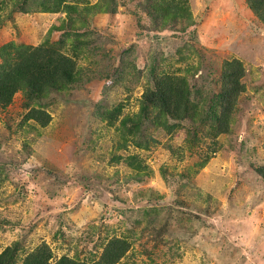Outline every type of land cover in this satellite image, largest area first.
I'll return each instance as SVG.
<instances>
[{
    "label": "rangeland",
    "instance_id": "rangeland-1",
    "mask_svg": "<svg viewBox=\"0 0 264 264\" xmlns=\"http://www.w3.org/2000/svg\"><path fill=\"white\" fill-rule=\"evenodd\" d=\"M38 1L20 12L0 0V70L20 45H46L78 75L43 98L46 125L26 118L39 105L23 91L0 106V252L14 245L20 263L45 243L53 263L92 262L117 237L128 248L115 264H264V23L247 1ZM64 5L89 7L86 22ZM235 59L228 132L208 135L197 115L171 132L146 122L137 144L120 126L167 75L182 78L195 116L207 111Z\"/></svg>",
    "mask_w": 264,
    "mask_h": 264
},
{
    "label": "trees",
    "instance_id": "trees-1",
    "mask_svg": "<svg viewBox=\"0 0 264 264\" xmlns=\"http://www.w3.org/2000/svg\"><path fill=\"white\" fill-rule=\"evenodd\" d=\"M59 1L40 0L37 5H40L44 10H52L59 7L61 0ZM175 1L163 0V7L169 8L171 4L177 6ZM178 1L182 2V0ZM246 1L249 8L264 23V0ZM20 3L22 5L18 4V11L27 12L32 9L30 0H20ZM27 4H29V8ZM95 6L99 7L100 4ZM64 7L65 10L67 8L77 11L75 15L80 22H86L85 14L89 13V7H85V9H76V6L69 5H64ZM16 54L14 61H9L6 58V67L3 66V69L0 70V106H6L15 92L23 91L30 101L33 100L39 105H33L26 118H31L42 126L46 125L50 120V115L41 107L43 98L50 93L69 89L73 85L78 75L76 62L68 54L58 52L46 45L32 47L20 45ZM243 74V67L238 60L226 61L222 78L224 88L218 101L207 111L196 112V116L195 111L191 109L192 105H189L187 89L182 78L177 75L158 77L154 83L155 86L147 87L142 93L135 116L124 115L120 126L123 130L126 128L127 134L133 133L134 138L138 136L135 140L137 144H140V141L137 140L143 135L140 131L146 122L155 128L171 132L180 128L182 122L187 119L191 122L196 121L197 115L205 118V121L202 120L204 122L199 125L209 129L208 135L214 137L218 133L228 132L234 102L240 93L239 88H242L239 84ZM116 110L117 113L120 112V107H116ZM130 120H134V124L129 125L131 126L129 128L126 126ZM206 122H208V126L205 125ZM256 171L264 179V165L256 167ZM127 248L126 240L114 237L108 240L100 258L96 261H79L62 255L53 263L51 261L52 252L43 243L28 252L19 263L14 260L16 247L9 245L0 252V264H115L127 251Z\"/></svg>",
    "mask_w": 264,
    "mask_h": 264
}]
</instances>
